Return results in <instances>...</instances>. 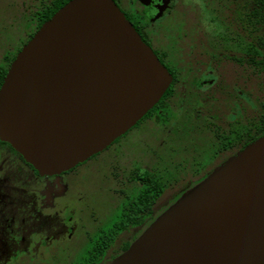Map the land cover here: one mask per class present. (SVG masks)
I'll list each match as a JSON object with an SVG mask.
<instances>
[{
	"label": "flooded vegetation",
	"instance_id": "1",
	"mask_svg": "<svg viewBox=\"0 0 264 264\" xmlns=\"http://www.w3.org/2000/svg\"><path fill=\"white\" fill-rule=\"evenodd\" d=\"M70 1L12 0V7L32 22L34 29L12 57L1 56L0 88L23 46ZM113 1L170 73L169 88L127 133L102 152L57 175H41L11 144L0 139V264H19L23 259L49 255L47 248L52 241L72 228L68 229V223L77 221L83 190L74 189L75 172L90 162L108 166L117 183L128 187L116 191H129L125 194L128 203L113 230L99 237L80 263L102 264L104 257L113 254L107 248L119 234L116 229L121 223L153 220L151 208L166 187L167 174L178 179L175 174L179 175L183 164L195 166L190 184L183 187L188 191L203 179L198 170L208 162L218 159L225 163L264 139V0H225L226 4L216 0L222 5L219 9L209 8L210 0ZM187 6L203 10L199 15L203 24L201 46L192 49L184 61L177 58L183 59L180 42L190 36L183 30ZM179 9L181 21L160 35V26ZM0 51L3 53V46ZM133 131L140 137L154 133L157 146L147 145L144 155L132 151L135 149L128 141ZM199 137L209 139V155L197 146ZM128 246L124 244L123 250Z\"/></svg>",
	"mask_w": 264,
	"mask_h": 264
},
{
	"label": "water",
	"instance_id": "2",
	"mask_svg": "<svg viewBox=\"0 0 264 264\" xmlns=\"http://www.w3.org/2000/svg\"><path fill=\"white\" fill-rule=\"evenodd\" d=\"M170 83L113 0H71L12 62L0 139L57 175L127 133ZM222 190L198 187L115 264H264V182Z\"/></svg>",
	"mask_w": 264,
	"mask_h": 264
},
{
	"label": "rangeland",
	"instance_id": "3",
	"mask_svg": "<svg viewBox=\"0 0 264 264\" xmlns=\"http://www.w3.org/2000/svg\"><path fill=\"white\" fill-rule=\"evenodd\" d=\"M224 3L226 4L227 2L224 0ZM11 4L12 0H3V34L0 35V47L3 46V53L0 51V58L2 55L12 57L16 53L18 45H21V42H25L28 39V34L34 29L33 23L21 16ZM208 6L209 8L217 9L222 7L216 0H210ZM186 8L188 14L187 19L183 20V30L190 36L180 42L183 59L182 57L177 58L184 61L189 58V52L192 49L201 46L199 32L202 30L203 24V19L199 16L203 12L202 9L198 11V9L191 8V6ZM177 12V15L166 19L160 26V35L169 28L175 27L181 21L178 18L181 10L179 9ZM134 133L133 131L130 134L128 142L135 150H128L144 155L147 151V145L157 146V142L154 140V133L147 132L142 137H140L139 133ZM197 146L205 149L206 155L210 154L209 139L199 137ZM195 169V166L188 163V165L183 164L179 175L174 173L178 176L176 177L178 179H175L174 175L167 174L169 178L165 181L166 187L161 196L156 198L157 200L155 199L156 203L151 208L153 220L149 223L134 226L129 231L119 232L113 243L107 248V251H112L113 254L104 257L102 264H115L126 251L147 234L157 221L174 211L198 187L205 185L219 192L220 190L223 192L222 189H226V192L233 193L237 189L249 186L255 181L263 183L264 139L252 144L236 158H231L225 163H220L218 159L208 162L205 168L198 170V175L202 176L201 178L203 179L200 178L201 181L197 185L185 191L184 188L191 182L192 172ZM111 172L108 166L97 161L78 168L77 172H75L78 173V179L74 182V189H78L77 191L80 192L83 190V192L76 215L77 221L71 223L72 225L68 223V229L70 226L72 227L69 229L70 231L66 229L67 231L62 234L60 239L52 241L47 248L49 252L47 257H40L35 260L23 259L19 264H80L92 249L93 243H96L99 237L107 235L113 230L123 207L128 203V198L125 197V194H128L129 191L123 194L120 191H116V189L126 191L128 187L118 184ZM205 172H208L209 175L206 176ZM128 243V249L123 250V245ZM121 248L122 251L119 252Z\"/></svg>",
	"mask_w": 264,
	"mask_h": 264
},
{
	"label": "trees",
	"instance_id": "4",
	"mask_svg": "<svg viewBox=\"0 0 264 264\" xmlns=\"http://www.w3.org/2000/svg\"><path fill=\"white\" fill-rule=\"evenodd\" d=\"M263 18H264V15H263ZM263 21H264V19H263ZM154 196H152V199L154 200ZM140 224H142V223H121L120 225H119V227L116 229L118 232H122V231H124V230H127L129 227H131V226H137V225H140ZM116 235V234H115ZM113 236V240L112 241H114L115 240V237L116 236ZM111 241V242H112ZM110 242V243H111ZM128 249V248H127ZM126 249V250H127Z\"/></svg>",
	"mask_w": 264,
	"mask_h": 264
}]
</instances>
